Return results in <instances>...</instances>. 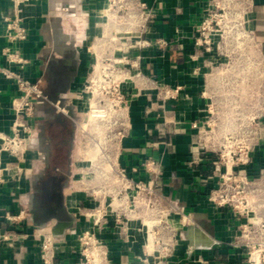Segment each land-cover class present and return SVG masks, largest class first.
Wrapping results in <instances>:
<instances>
[{"label":"built area","instance_id":"obj_1","mask_svg":"<svg viewBox=\"0 0 264 264\" xmlns=\"http://www.w3.org/2000/svg\"><path fill=\"white\" fill-rule=\"evenodd\" d=\"M162 1L98 0L80 38L69 96L52 99L43 77L27 73L32 60L21 46L41 0H9V10L0 16L6 40L0 80L13 84L15 92L10 129L0 130V188L9 181L20 187L27 173L24 161L40 131V111L51 107L80 129L72 178L78 197L73 209L81 223L71 256L62 259L51 228L29 225L27 207H0V247L31 236L40 264H176L183 253L199 263L209 261L183 247L182 231L194 224L192 212L173 208L163 193L159 146L171 144L169 136L183 130L174 110L189 93L183 83L166 81L150 66L175 41L157 32ZM255 3L206 0L186 47L194 63L189 74L201 76L204 101L190 122L186 166L195 171L208 165L204 200L215 217H224L230 233L225 248L237 264H264V158L259 155L264 44L254 28ZM136 103L145 107V117L157 113L163 127L157 128L158 140H147L128 162L124 142Z\"/></svg>","mask_w":264,"mask_h":264},{"label":"crops","instance_id":"obj_2","mask_svg":"<svg viewBox=\"0 0 264 264\" xmlns=\"http://www.w3.org/2000/svg\"><path fill=\"white\" fill-rule=\"evenodd\" d=\"M206 0H163L161 4V16L157 26V32L168 39H174L173 43L165 51L164 57L158 62L151 63L156 73L168 82L183 83L189 93V99L181 101L174 110V117L181 122L183 130L170 135L171 144L159 146L164 165L163 193L167 202L175 209H184L192 212L194 224L182 231L183 247L201 252L209 258L207 263H199L190 260L187 254L181 255L176 264H237L232 253L225 248V242L230 237L223 216L215 217L208 204L204 200L207 184L202 181L209 174L208 165L203 164L197 170L192 171L186 166V158L189 144L192 140L190 122L194 120L202 107L203 100L199 96V88L202 83L201 76L189 74L193 62L189 60L186 52L190 42L194 25L199 21ZM254 28L257 37L264 44V0H255ZM98 0H41L36 10V18L30 22V33L21 46L23 51L32 60V66L28 70L31 77L42 76L43 86L47 92L48 66L51 62L62 63L71 61V37L65 32L63 24L69 26V22H81L83 29L76 36L74 57L76 66L80 52V38L90 27L91 10L97 7ZM9 10V0H0V16ZM44 14L40 16V14ZM69 29V27H67ZM80 36V37H79ZM61 38V39H58ZM6 44L2 36V23L0 21V48ZM0 54V64H4ZM74 71L67 79V87L59 96H69L68 82L73 80ZM72 82V81H71ZM15 87L9 82L0 80V130L8 132L12 119L10 100L14 95ZM46 106L40 111L38 126L40 131L28 152L24 165L27 173L20 180L19 188L14 182H8L0 188V207L16 208L25 206L28 208L29 225L48 226L51 228L57 247V255L60 258L70 257L71 249L75 243V232L81 223L80 217L73 209V204L78 197L73 192L74 181L70 176L63 215L59 213L42 214V209L32 204L37 194L35 175L39 166L46 161V150L50 137L42 131V121L49 114ZM143 106L136 103L131 108L132 130L125 140L124 147L127 151L128 162L137 158L136 150L145 144L147 140H158L157 128H162L160 118L155 112L145 117ZM151 134L146 131V124ZM161 140V139H160ZM264 158V147L259 152ZM56 171L63 172L61 166L54 165ZM15 190V196L10 194ZM46 192H44L45 194ZM126 260V257H122ZM0 264H40L39 252L31 236L18 240L12 247H0Z\"/></svg>","mask_w":264,"mask_h":264},{"label":"rangeland","instance_id":"obj_3","mask_svg":"<svg viewBox=\"0 0 264 264\" xmlns=\"http://www.w3.org/2000/svg\"><path fill=\"white\" fill-rule=\"evenodd\" d=\"M68 25L69 26L63 24L62 27L64 28L63 30L67 32L71 37V43L69 46H71L72 49L70 56L73 59L75 46H77L78 44L76 36L78 37V35L81 33L83 25L80 21L76 23L69 22ZM67 27H69V29ZM49 108L51 109V107ZM53 116L54 113L52 111L49 112V114H47L48 120L52 119ZM65 120L67 122H71V120L66 117ZM43 130L46 133L45 135L50 137V140L48 142V149L46 150L47 159L42 163L43 165L39 166V170H37V173L34 177L36 182L37 194L35 195V199L32 200V204H35L36 208L42 209L44 192L58 189L61 196V210L59 214L63 215V213L65 212L63 206L69 187L70 176H72L76 171L80 129L75 123L74 125L72 124L71 136L67 147L62 145L61 141L62 138L66 136V132L60 126L52 124L46 126L45 128H43ZM55 164L61 166L63 172H65V175L55 170Z\"/></svg>","mask_w":264,"mask_h":264},{"label":"flooded vegetation","instance_id":"obj_4","mask_svg":"<svg viewBox=\"0 0 264 264\" xmlns=\"http://www.w3.org/2000/svg\"><path fill=\"white\" fill-rule=\"evenodd\" d=\"M76 66V59L73 58L71 61L62 62V63H54L51 62L48 66V79L46 82L47 93L52 99H55L59 93L64 92L67 87V79L74 71ZM51 112L52 110L49 109ZM53 112V111H52ZM67 118V117H66ZM69 119V118H68ZM72 122V123H71ZM67 122L65 117L60 115L53 116L52 119L48 120V118L42 121V131L46 126L56 124L60 126L65 132L66 136L62 138V145L68 146L69 139L71 136V126L74 125V122ZM45 133V132H44ZM43 206H42V214H51V213H59L61 210V196L58 189H53L51 191H47L44 195Z\"/></svg>","mask_w":264,"mask_h":264},{"label":"water","instance_id":"obj_5","mask_svg":"<svg viewBox=\"0 0 264 264\" xmlns=\"http://www.w3.org/2000/svg\"><path fill=\"white\" fill-rule=\"evenodd\" d=\"M71 81H72V80H69V82H68V89H69V87H70ZM57 97H61V96L58 95ZM57 97H56V98H57Z\"/></svg>","mask_w":264,"mask_h":264}]
</instances>
